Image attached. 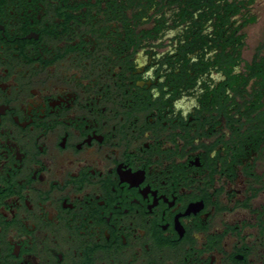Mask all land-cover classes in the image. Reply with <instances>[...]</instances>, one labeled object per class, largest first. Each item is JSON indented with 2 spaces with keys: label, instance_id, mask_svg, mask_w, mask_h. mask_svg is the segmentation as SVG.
I'll return each mask as SVG.
<instances>
[{
  "label": "flooded vegetation",
  "instance_id": "obj_1",
  "mask_svg": "<svg viewBox=\"0 0 264 264\" xmlns=\"http://www.w3.org/2000/svg\"><path fill=\"white\" fill-rule=\"evenodd\" d=\"M257 0H0V264H264Z\"/></svg>",
  "mask_w": 264,
  "mask_h": 264
},
{
  "label": "rangeland",
  "instance_id": "obj_2",
  "mask_svg": "<svg viewBox=\"0 0 264 264\" xmlns=\"http://www.w3.org/2000/svg\"><path fill=\"white\" fill-rule=\"evenodd\" d=\"M254 14L260 18L259 23L250 26L248 32L250 34V48H253L258 42V36L264 26V0H257L253 9Z\"/></svg>",
  "mask_w": 264,
  "mask_h": 264
}]
</instances>
